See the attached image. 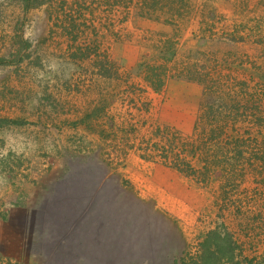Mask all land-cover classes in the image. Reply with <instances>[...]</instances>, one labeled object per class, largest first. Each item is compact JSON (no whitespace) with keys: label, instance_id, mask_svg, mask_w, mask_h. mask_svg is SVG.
<instances>
[{"label":"rangeland","instance_id":"1","mask_svg":"<svg viewBox=\"0 0 264 264\" xmlns=\"http://www.w3.org/2000/svg\"><path fill=\"white\" fill-rule=\"evenodd\" d=\"M141 162L198 174L159 202ZM214 230L264 257V0H0V264H188Z\"/></svg>","mask_w":264,"mask_h":264},{"label":"trees","instance_id":"2","mask_svg":"<svg viewBox=\"0 0 264 264\" xmlns=\"http://www.w3.org/2000/svg\"><path fill=\"white\" fill-rule=\"evenodd\" d=\"M172 169L180 174L184 173L187 178L195 177L198 174L190 166L184 167L183 170H181L180 167L175 164ZM204 178L210 181L207 175ZM196 183H199V181L196 180ZM103 201L104 202L100 205L108 210L109 202L105 199H103ZM109 213L110 212L107 211V214ZM67 225L68 223L66 224V226H64V231L66 230ZM64 231H59V233L66 234V232ZM233 236L234 234H232V232L228 230H214L211 232H207L204 236L205 239L198 245L200 252L193 255L189 260H187L188 264H264V257L261 259L258 257L256 258L255 256H253L252 258L244 257L242 258V260H236L235 263L234 258H240L241 254H237L238 248L233 242V240H235ZM76 238L77 235H73V239L75 240ZM79 240H81V238H79ZM218 256L223 257V259H227L223 260L222 258H220V260H210L217 258Z\"/></svg>","mask_w":264,"mask_h":264},{"label":"crops","instance_id":"3","mask_svg":"<svg viewBox=\"0 0 264 264\" xmlns=\"http://www.w3.org/2000/svg\"><path fill=\"white\" fill-rule=\"evenodd\" d=\"M137 186L146 188L157 201L181 204L190 190L187 178L160 164L141 162L125 172Z\"/></svg>","mask_w":264,"mask_h":264}]
</instances>
